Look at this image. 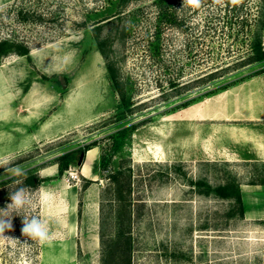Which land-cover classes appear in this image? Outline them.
I'll list each match as a JSON object with an SVG mask.
<instances>
[{
  "label": "rangeland",
  "instance_id": "1",
  "mask_svg": "<svg viewBox=\"0 0 264 264\" xmlns=\"http://www.w3.org/2000/svg\"><path fill=\"white\" fill-rule=\"evenodd\" d=\"M259 4L168 0L167 23L155 0H0V40L28 49L0 56V156L24 173L18 184L0 168V209L27 187L39 203L23 215L54 233L41 246L14 213L0 264H101L99 240L89 253L73 242L75 224L107 243L127 208L132 264H264V184H253L262 205L251 218L196 184L264 179V137L252 135L264 132V58L240 63ZM99 47L134 109L120 120ZM90 143L105 161L96 180L82 187L80 164L56 176L60 155ZM112 175H129L127 199Z\"/></svg>",
  "mask_w": 264,
  "mask_h": 264
},
{
  "label": "trees",
  "instance_id": "2",
  "mask_svg": "<svg viewBox=\"0 0 264 264\" xmlns=\"http://www.w3.org/2000/svg\"><path fill=\"white\" fill-rule=\"evenodd\" d=\"M167 1L168 0H155V3L158 6V21H164L167 23L172 22L171 15L168 14L167 9ZM259 10L257 16V23L259 26L257 29L253 30L250 35V40L248 43L249 52L247 53L246 57L240 61L242 64H249L252 62L260 61L264 58V49L262 46V39H261V31L260 28L264 24V0H259ZM99 28V27H98ZM101 44V41H98ZM100 48V53L104 57L105 67L107 71L108 78L112 83L114 90L118 94V106H117V119L124 118L125 116L131 114L134 109L130 107V100L129 96L122 85V82L118 78L117 68L115 67L114 63L108 58L107 54L103 49ZM15 51L19 54L27 53L28 49L25 46L16 45L9 42L7 39L0 40V56L7 54L10 51ZM124 130L120 129L119 133H122ZM94 146V143H90L82 148H78L71 152H66L60 155L57 160V174L59 176L62 172L67 169L71 164L76 165L78 157L81 153H83L89 147ZM105 165V161L103 157H100L97 161L98 169H102ZM114 181V197L117 200L124 199V193L129 194L130 191V179L129 175L125 176L123 181H119L117 175H112ZM84 187L88 184L91 180L83 178ZM26 183L35 185L36 179L34 176H28L26 178ZM249 184H264V179L259 180L258 182H248ZM196 184L201 185L203 190L200 191L202 194L208 195L213 193L215 196L220 198H226L234 203L239 210L240 215H243V203L241 198V192L239 183L232 177H228L225 179L224 182L211 185L206 181L197 180ZM128 196V195H127ZM127 196L125 197L127 199ZM128 203V202H127ZM124 205V204H123ZM128 205V204H126ZM129 206V205H128ZM125 217L126 221L124 222L123 218ZM121 222H118L116 227L115 233L113 237H111L110 241L105 243L102 239L101 230L99 231V245H100V252H101V264H132L131 252H132V240L130 234V210L127 208L126 215L121 217Z\"/></svg>",
  "mask_w": 264,
  "mask_h": 264
},
{
  "label": "clouds",
  "instance_id": "3",
  "mask_svg": "<svg viewBox=\"0 0 264 264\" xmlns=\"http://www.w3.org/2000/svg\"><path fill=\"white\" fill-rule=\"evenodd\" d=\"M206 0H183L182 7L194 9L201 8ZM239 4L242 0H213L214 6L223 7L226 3ZM10 161L5 156H0V168L5 170L6 176L3 179L12 178L19 184L17 177L24 175L18 167H9ZM10 203L0 209V239H12L4 235L6 231L13 229L12 217L15 213L22 217V234L41 246L50 245L54 239L51 229V222L42 219L37 214L23 215L26 210L38 206L39 201L35 200L27 187L18 186L14 191L9 192ZM16 240V239H12Z\"/></svg>",
  "mask_w": 264,
  "mask_h": 264
},
{
  "label": "crops",
  "instance_id": "4",
  "mask_svg": "<svg viewBox=\"0 0 264 264\" xmlns=\"http://www.w3.org/2000/svg\"><path fill=\"white\" fill-rule=\"evenodd\" d=\"M256 138L264 137V132H256L253 133ZM262 147L259 151V154L264 157V147ZM90 152V155L88 156ZM258 154V153H257ZM96 155L97 150L95 149V146H91L88 149L85 150L84 156L82 158V162L80 163V172L81 175L85 178L96 180L98 176V168H97V162H96ZM259 155V156H260ZM87 164V174L82 173L83 166ZM240 191H241V198L243 203V213L251 218V216H255L257 214V210L259 207L261 208V200L258 192H256V189H253L255 185L253 184H240ZM250 193L249 195L246 193ZM253 218V217H252ZM77 224H75V231H74V239L73 242H76V239L79 242L80 250L83 253H89L94 251L98 246V230L96 226H90L85 227L84 230L81 232H78Z\"/></svg>",
  "mask_w": 264,
  "mask_h": 264
},
{
  "label": "bare ground",
  "instance_id": "5",
  "mask_svg": "<svg viewBox=\"0 0 264 264\" xmlns=\"http://www.w3.org/2000/svg\"><path fill=\"white\" fill-rule=\"evenodd\" d=\"M89 155H90V152H89L88 156H89ZM82 173L87 174V164H85V165L83 166V168H82Z\"/></svg>",
  "mask_w": 264,
  "mask_h": 264
},
{
  "label": "water",
  "instance_id": "6",
  "mask_svg": "<svg viewBox=\"0 0 264 264\" xmlns=\"http://www.w3.org/2000/svg\"><path fill=\"white\" fill-rule=\"evenodd\" d=\"M83 155H84V152L79 155L78 160H77V164L81 163Z\"/></svg>",
  "mask_w": 264,
  "mask_h": 264
},
{
  "label": "built area",
  "instance_id": "7",
  "mask_svg": "<svg viewBox=\"0 0 264 264\" xmlns=\"http://www.w3.org/2000/svg\"><path fill=\"white\" fill-rule=\"evenodd\" d=\"M73 176H76V173H74V174H70V177H73Z\"/></svg>",
  "mask_w": 264,
  "mask_h": 264
}]
</instances>
